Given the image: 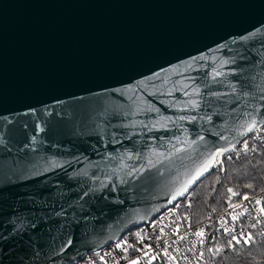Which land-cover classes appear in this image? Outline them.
<instances>
[{"label": "water", "instance_id": "obj_1", "mask_svg": "<svg viewBox=\"0 0 264 264\" xmlns=\"http://www.w3.org/2000/svg\"><path fill=\"white\" fill-rule=\"evenodd\" d=\"M263 127L264 0H0V264H77Z\"/></svg>", "mask_w": 264, "mask_h": 264}, {"label": "built area", "instance_id": "obj_2", "mask_svg": "<svg viewBox=\"0 0 264 264\" xmlns=\"http://www.w3.org/2000/svg\"><path fill=\"white\" fill-rule=\"evenodd\" d=\"M259 150H264V127L243 140L231 154L241 158ZM251 228L259 229L264 239L262 193L246 194L201 219L191 214L190 205L183 200L77 264H152L158 260L165 264H212L218 250L242 246L251 236ZM200 232L202 236L197 234ZM222 238L229 240L227 245L220 242Z\"/></svg>", "mask_w": 264, "mask_h": 264}, {"label": "trees", "instance_id": "obj_3", "mask_svg": "<svg viewBox=\"0 0 264 264\" xmlns=\"http://www.w3.org/2000/svg\"><path fill=\"white\" fill-rule=\"evenodd\" d=\"M260 193L264 207V150L241 158L225 155L222 164L189 193L185 202L190 205L191 214L201 219L211 210L219 211L238 202L246 194ZM250 232L251 236L235 250L228 246L218 250L212 264H264L261 231L251 228ZM220 242L227 245L229 240L222 238ZM152 264L165 263L158 260Z\"/></svg>", "mask_w": 264, "mask_h": 264}, {"label": "snow or ice", "instance_id": "obj_4", "mask_svg": "<svg viewBox=\"0 0 264 264\" xmlns=\"http://www.w3.org/2000/svg\"><path fill=\"white\" fill-rule=\"evenodd\" d=\"M245 147H247L246 145H245ZM221 153L220 152H217V153H215V156H219ZM213 159H214V157H213ZM211 161H209L208 163H205L204 165H203V168L204 169H207L208 167H209V163H210ZM199 174V173H198ZM193 180H195L196 179V177H193L192 178ZM192 181H189L188 183H191ZM250 187V186H249ZM186 188H187V185H185V187L183 188V189H181V190H179V191H177V193H176V196H179V195H183V192L186 190ZM228 191L229 192H232V189H228ZM176 197L174 196L173 197V199H175ZM245 199H247V197H245ZM233 219H235V217H233ZM198 235H203V232H200V233H197ZM233 239H236L235 237H233ZM133 264H136V262L135 261H133Z\"/></svg>", "mask_w": 264, "mask_h": 264}]
</instances>
